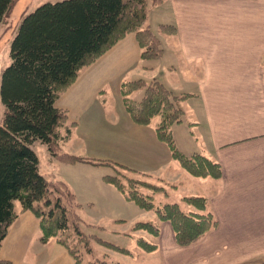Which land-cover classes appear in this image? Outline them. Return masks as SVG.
<instances>
[{
    "label": "crops",
    "instance_id": "crops-1",
    "mask_svg": "<svg viewBox=\"0 0 264 264\" xmlns=\"http://www.w3.org/2000/svg\"><path fill=\"white\" fill-rule=\"evenodd\" d=\"M146 24L157 33L164 53L159 60L141 59L144 65L135 81L156 79L175 94L187 95L180 104L183 121L172 127L176 146L186 156L201 155L219 164L222 174L219 179L193 176L151 129L126 150L140 162L126 165L162 180L165 187L197 191L195 197L207 199V213L214 216L216 228L197 243L180 247L172 224L126 200L106 182L110 174L101 167L60 162L71 169L62 168L66 174L54 180L68 185L80 208L92 209L102 201L100 221L117 219L130 227L146 216L155 220L159 236L136 232L147 234L157 246L144 253L150 264H264V0H165L150 8ZM163 25L175 28V33L162 32ZM131 50L141 58L135 34L103 57L110 54L111 62V54ZM143 92H136L139 100ZM122 113L129 127L138 128L127 110ZM71 173H76L77 189ZM191 210L186 206L185 211ZM15 212L18 218L12 226L42 233L31 212L22 207L17 211L16 204ZM131 228L115 233L128 235ZM38 241L35 253H22L23 264H77L57 241ZM57 246L62 253L55 252Z\"/></svg>",
    "mask_w": 264,
    "mask_h": 264
},
{
    "label": "trees",
    "instance_id": "trees-1",
    "mask_svg": "<svg viewBox=\"0 0 264 264\" xmlns=\"http://www.w3.org/2000/svg\"><path fill=\"white\" fill-rule=\"evenodd\" d=\"M16 1L0 0V26ZM164 1L63 0L45 3L24 17L12 41L11 63L2 74L0 85L5 107L0 123V250L18 218L15 202L19 201L23 212H31L40 221L42 242L55 238L77 264H82L86 255L94 254V241L116 252L131 254L128 249L85 232V223L77 212L81 205L76 195L65 182L50 180L40 171V161L33 150L36 142L44 144L51 156L64 164L113 167L115 174L106 176V182L126 200L170 222L180 247L197 243L216 228L214 216L207 213L206 198L185 197L183 202L194 209L191 211H185L179 203L156 204L154 196L167 192L162 180L110 160L75 156L62 150L61 143L71 135V130L62 132L68 111L57 107L61 95L77 82L82 70L129 34L136 35L142 60H159L164 53L162 43L146 23L150 8ZM160 30L172 34L176 29L163 25ZM123 85L126 110L135 124L147 126L160 118L156 134L183 168L199 178L221 177L219 164L201 155L186 156L176 146L172 127L183 121L185 112L180 104L187 95L175 94L156 79ZM141 90L143 97L133 100L131 96ZM141 230L159 236L158 226L151 222H138L132 229ZM138 243L147 252L157 250L155 244L143 238ZM5 263L9 262L0 258V264ZM88 264L121 263L96 259Z\"/></svg>",
    "mask_w": 264,
    "mask_h": 264
},
{
    "label": "rangeland",
    "instance_id": "rangeland-1",
    "mask_svg": "<svg viewBox=\"0 0 264 264\" xmlns=\"http://www.w3.org/2000/svg\"><path fill=\"white\" fill-rule=\"evenodd\" d=\"M60 1L63 0L16 1L8 17L0 26V85L2 74L11 63L12 41L24 17L45 3ZM109 55L82 70L79 80L68 91L64 92L57 102V107L68 111V122L62 132L64 133L68 129L71 130V135L61 143L62 150L65 153L76 156L91 155V158L110 160L135 170L126 164L128 162L138 164L140 161H136L126 150H129L128 147L138 145L143 140L142 132L146 133L151 130L155 132L158 120L155 119L152 125H137L136 127L138 128L136 129L127 125V121L122 113V111L124 113L126 111L122 87L124 83H131L137 80L136 76L139 75L144 63L141 61V58H138L134 50L120 52L116 56L111 54V62H108ZM131 98L139 101L136 92ZM4 111L5 107L0 93V123ZM33 150L39 158L40 171L50 180L66 174L62 168H70L55 160L48 148L41 142H36L33 145ZM101 171L105 172V174H115V170L111 166H103L101 167ZM124 173L131 175L130 173ZM69 176L73 180L74 188L77 189L76 173H71ZM166 189L169 194L167 196L162 193L155 195V203H179L184 210H186V204L183 202V199L185 197H195L199 194L197 191L186 193L183 189L177 190L170 186H166ZM15 204L16 210L19 211L21 208L20 202L16 201ZM102 205L103 202L101 201V204L92 209L88 205H84L77 210L84 220L85 232L88 235H96L102 240L116 246L126 248L133 255H122L120 252L111 250L94 241L92 243L94 254L86 255L82 264H88L89 261L96 259L106 260L109 263L150 264V260L144 257L145 250L138 243V239L140 238L152 243L150 237L147 234L133 232L131 228L133 226L129 227L127 223H123L117 219H101L102 221H100L99 217L102 216L103 212V209H101ZM153 217L157 219L158 216L154 214ZM140 220L151 223L155 221L148 216ZM88 224H92L95 227H87L86 225ZM153 224L156 225L155 223ZM124 228H131L129 232L127 231L128 235L115 233L116 231H123ZM33 234L34 232L32 231L28 232V230L24 231V229H19L15 225L11 226L8 236L2 243L0 258L12 262V264H23L22 253H35V248L39 245L38 239L42 237L40 231H38L37 235ZM32 236L33 239H31ZM50 241L51 243H55L56 239L52 238ZM55 252L62 253V247H55ZM28 259L27 257L26 262Z\"/></svg>",
    "mask_w": 264,
    "mask_h": 264
}]
</instances>
